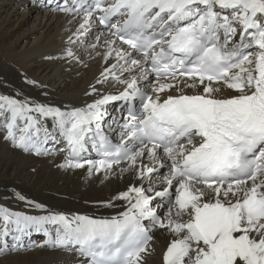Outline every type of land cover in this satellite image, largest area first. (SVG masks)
I'll return each mask as SVG.
<instances>
[{"label":"snow or ice","instance_id":"6c2138e0","mask_svg":"<svg viewBox=\"0 0 264 264\" xmlns=\"http://www.w3.org/2000/svg\"><path fill=\"white\" fill-rule=\"evenodd\" d=\"M57 9L81 18L65 57L83 62L72 45L95 39L86 51L101 55L102 44L107 64L97 84L121 90L93 85L83 107L0 94V138L36 155L63 140L59 167L132 173L138 183L101 202L123 209L109 216L54 211L15 192L43 214L0 205V255L42 234L36 247L75 253L78 264H147L162 229V264H264V0H74ZM94 24L103 32L92 34ZM116 101L123 122L106 125Z\"/></svg>","mask_w":264,"mask_h":264},{"label":"bare ground","instance_id":"6f19581e","mask_svg":"<svg viewBox=\"0 0 264 264\" xmlns=\"http://www.w3.org/2000/svg\"><path fill=\"white\" fill-rule=\"evenodd\" d=\"M15 5L23 7L20 0H0V9L4 12H8ZM37 6L45 11V23L43 24L44 20H40L43 13L39 14L37 18L40 22L37 30L32 34L22 36L24 44L21 46L18 56L29 66L35 65L33 63L36 59L48 60H41L42 63H36L37 65L32 69L34 70L33 74H40V82L34 86L20 81L18 76L15 77L14 73L0 66V94L17 96V93H22V96L17 98L27 97L34 101L61 107H83L85 103H91L95 96L86 95V93L91 91V86L97 83L100 73L107 67L102 55L105 47L101 44L103 49L98 50L101 55H97L96 51H83L84 45L83 47L72 45L73 51H76V54L80 53L77 56L83 62L66 58L67 37L77 29L74 23L78 20V26L81 18L74 17L72 14L59 16L54 14L52 9H45L39 4ZM51 14L54 15L52 19L50 18ZM11 16L12 19L6 18L3 23L6 25L16 24L18 25L17 30H21L26 23L25 16L21 17L19 21L14 20L16 16H19V13L13 12ZM33 36L36 37L30 46ZM105 38L111 39L101 36V40ZM19 40L20 36L14 42L16 46H18L17 41ZM93 43H97V41L86 44V49H89ZM58 61H62L64 64H58ZM70 70L71 72L68 74L67 72ZM66 77L67 80L74 78L72 88L69 85L66 89L62 86ZM107 84L114 85L111 88L99 89V86H107ZM95 87L100 90V93L115 94L121 90L122 86L109 79L106 83ZM5 141L0 138V205L13 210L43 214L16 200L13 194L19 192L25 195L28 200L43 204L46 208L58 212L93 216L116 215L123 209L102 207L100 206L101 202L111 200L119 192L126 190L129 184L138 183L132 173H125L122 178L113 175L105 179L104 173L89 176L86 167L83 169L62 168L59 165L64 163L67 155L61 154L49 159H43L42 156L25 155L23 151L14 152L11 148L10 150L9 144L4 143ZM34 170V174L31 173ZM116 203L120 204L121 202L116 201ZM45 240L37 239L29 243L24 241L22 250L0 255V264H78L75 253L35 246L43 244ZM169 240L170 236L166 230L155 231L154 241L151 243L155 251L147 258V264H162L163 253Z\"/></svg>","mask_w":264,"mask_h":264},{"label":"rangeland","instance_id":"374dc122","mask_svg":"<svg viewBox=\"0 0 264 264\" xmlns=\"http://www.w3.org/2000/svg\"><path fill=\"white\" fill-rule=\"evenodd\" d=\"M30 2H32V1L29 0V2H28V0H20V3H22L23 7H21V6L18 7L15 5L8 12H4L3 10L0 9V66H1V68L4 67L9 72L14 73L15 77L18 76L20 81H24V82L28 83L27 81L33 80V81H36L37 83H39L40 82V74L39 73L33 74L34 70H32V69L37 64L42 63V61H48V60H46L44 58L36 59L33 63L35 65L29 66V64L25 63L23 60H21L22 58H20L18 56V54H20L21 46L24 44L23 43L24 41L22 42V36L32 34L34 31L37 30V27H38L40 20L41 21L44 20L45 11H43V9L39 8L38 6H37L38 9L33 7L32 5H30ZM13 12L19 13V16H20V17L16 16L15 17L16 19H14V20L19 21V19L21 17L25 16L24 20H26V23H25V25H23L21 30H17L18 25H16V24H7L6 25L3 23L6 18L12 19L11 13H13ZM42 13H43V16L40 18V20H38V18H37L38 15L42 14ZM51 15H50V18L51 19L54 18V15H52V16ZM59 16H61V15H59ZM44 23H45V20H44L43 24ZM18 36H20V40L17 41L18 46H16L14 44V42L16 41V38ZM35 37L33 36V38L31 39L30 46L32 45ZM93 40L94 39L89 38L86 42L89 41L88 43H90ZM102 49L103 48L101 46L98 48V50H102ZM109 63H111V61H109ZM58 64L63 65L64 63H62V61H58ZM105 65H107V64L105 63ZM70 72H71V70L68 71L67 73L69 74ZM29 74H33V75H29ZM66 80H67V77L63 80L64 83L62 86L65 89L68 87V85L72 88L73 83L75 81L74 78L72 77L71 79H69L67 81ZM107 85H109V84H107ZM103 86H100L99 89H101V87H103ZM64 88H63V90H65ZM4 143L9 144V146H10L9 149L11 148L12 150H14V152L18 151L17 150L18 148L13 149L12 148L13 145L11 146L10 143H8L6 141ZM19 151H23V150L19 149ZM23 153H24V151H23ZM34 172H35V170L31 173L34 174Z\"/></svg>","mask_w":264,"mask_h":264}]
</instances>
